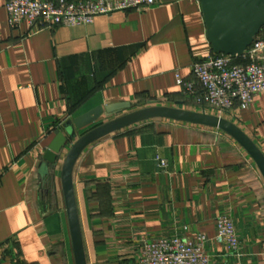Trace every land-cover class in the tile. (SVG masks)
Listing matches in <instances>:
<instances>
[{"label": "crops", "instance_id": "1", "mask_svg": "<svg viewBox=\"0 0 264 264\" xmlns=\"http://www.w3.org/2000/svg\"><path fill=\"white\" fill-rule=\"evenodd\" d=\"M6 2L0 0V264H75L59 177L67 149L53 173L39 174L54 132L99 107L120 109L96 125L149 106L201 112L175 77L193 82L192 63L213 52L198 0H160L91 25L44 30L10 28ZM223 118L264 155V93ZM73 184L87 264H125L144 241L197 234L207 237L213 264H264V180L220 130L169 120L129 127L82 153ZM220 215L234 221L235 252L215 240Z\"/></svg>", "mask_w": 264, "mask_h": 264}, {"label": "built area", "instance_id": "2", "mask_svg": "<svg viewBox=\"0 0 264 264\" xmlns=\"http://www.w3.org/2000/svg\"><path fill=\"white\" fill-rule=\"evenodd\" d=\"M160 0H7L4 10L7 24L16 29L25 23L38 30L55 27L91 25L97 17L116 12L144 11ZM193 82L176 74V83L191 95L203 110L226 117L237 110H247L264 93V31L240 56L212 54L191 65ZM161 167L166 163L161 161ZM216 242L227 252H235L239 239L228 215L216 218ZM207 237H174L144 241L137 255L125 264H213L205 253Z\"/></svg>", "mask_w": 264, "mask_h": 264}, {"label": "water", "instance_id": "3", "mask_svg": "<svg viewBox=\"0 0 264 264\" xmlns=\"http://www.w3.org/2000/svg\"><path fill=\"white\" fill-rule=\"evenodd\" d=\"M206 39L214 54L240 56L264 31V0H198ZM177 106H179L177 104ZM120 107L95 108L66 121L54 132L46 148L39 174L48 177L67 149L59 170L60 185L75 264H87L79 223L73 171L82 153L94 143L129 127L152 121L169 120L220 130L251 158L264 180V155L254 142L235 124L215 115L177 107L149 106L96 125L100 119L112 118ZM96 127L81 134L89 126Z\"/></svg>", "mask_w": 264, "mask_h": 264}, {"label": "rangeland", "instance_id": "4", "mask_svg": "<svg viewBox=\"0 0 264 264\" xmlns=\"http://www.w3.org/2000/svg\"><path fill=\"white\" fill-rule=\"evenodd\" d=\"M50 1H56V0H50ZM69 1H74V0H69ZM208 113V112H207ZM210 114V113H209ZM212 114V113H211Z\"/></svg>", "mask_w": 264, "mask_h": 264}, {"label": "trees", "instance_id": "5", "mask_svg": "<svg viewBox=\"0 0 264 264\" xmlns=\"http://www.w3.org/2000/svg\"><path fill=\"white\" fill-rule=\"evenodd\" d=\"M212 55V54H211Z\"/></svg>", "mask_w": 264, "mask_h": 264}]
</instances>
